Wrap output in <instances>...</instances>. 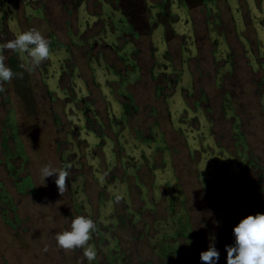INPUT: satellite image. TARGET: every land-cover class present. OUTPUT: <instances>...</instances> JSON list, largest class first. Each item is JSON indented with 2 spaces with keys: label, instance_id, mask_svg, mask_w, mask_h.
<instances>
[{
  "label": "rangeland",
  "instance_id": "1",
  "mask_svg": "<svg viewBox=\"0 0 264 264\" xmlns=\"http://www.w3.org/2000/svg\"><path fill=\"white\" fill-rule=\"evenodd\" d=\"M30 29L41 64L0 49V264H226L264 213V0H0V45ZM77 216L91 262L55 240Z\"/></svg>",
  "mask_w": 264,
  "mask_h": 264
},
{
  "label": "clouds",
  "instance_id": "2",
  "mask_svg": "<svg viewBox=\"0 0 264 264\" xmlns=\"http://www.w3.org/2000/svg\"><path fill=\"white\" fill-rule=\"evenodd\" d=\"M0 49L24 55L29 58L30 65L37 66L50 56L48 41L34 29L16 33L15 38L0 45ZM13 76V71L4 63V56L0 55V83L9 82ZM40 174L44 183L47 178L55 177L59 192L66 187L67 169L46 165L41 168ZM94 231L95 224L91 218L77 216L72 220L70 230L57 233L55 240L58 247L65 250L82 248L83 255L91 262L97 255L94 247L88 243ZM232 232L234 243L225 245L226 264H264V213L248 215L240 220ZM219 258L215 243L209 244L208 249L200 253L202 264H218Z\"/></svg>",
  "mask_w": 264,
  "mask_h": 264
},
{
  "label": "trees",
  "instance_id": "3",
  "mask_svg": "<svg viewBox=\"0 0 264 264\" xmlns=\"http://www.w3.org/2000/svg\"><path fill=\"white\" fill-rule=\"evenodd\" d=\"M15 66L17 67L19 65L17 63H15L14 61H12L11 67L15 69L16 68ZM26 181H28V180H26Z\"/></svg>",
  "mask_w": 264,
  "mask_h": 264
}]
</instances>
